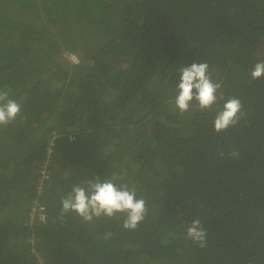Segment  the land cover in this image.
I'll list each match as a JSON object with an SVG mask.
<instances>
[{"label":"trees","instance_id":"obj_1","mask_svg":"<svg viewBox=\"0 0 264 264\" xmlns=\"http://www.w3.org/2000/svg\"><path fill=\"white\" fill-rule=\"evenodd\" d=\"M261 61L264 0H0V88L26 117L0 126V264H264ZM193 62L221 82L219 107L241 100L236 126L176 109ZM93 177L135 186V230L61 215ZM197 218L205 248L185 238Z\"/></svg>","mask_w":264,"mask_h":264},{"label":"clouds","instance_id":"obj_2","mask_svg":"<svg viewBox=\"0 0 264 264\" xmlns=\"http://www.w3.org/2000/svg\"><path fill=\"white\" fill-rule=\"evenodd\" d=\"M179 81L176 85L177 94L174 105L182 115L189 112L195 102L200 111H215L214 130L219 133L236 126L244 115L241 100L236 96L227 98L222 107L218 101L222 97V84L214 81L207 62H193L178 69ZM252 79L264 77V61L257 62L250 73ZM22 115V104L10 97L7 88H0V126H8ZM224 155L223 152L220 153ZM236 157L238 152L229 153ZM116 178L103 179L93 177L86 184L74 185L70 192L61 198V215L75 213L84 222H94L101 217L119 218L122 227L135 230L145 219L149 209L143 198H137L135 186L127 183L116 184ZM207 231L197 218L191 221L186 229L185 238L201 248L207 247ZM111 233H105L107 239Z\"/></svg>","mask_w":264,"mask_h":264},{"label":"built area","instance_id":"obj_3","mask_svg":"<svg viewBox=\"0 0 264 264\" xmlns=\"http://www.w3.org/2000/svg\"><path fill=\"white\" fill-rule=\"evenodd\" d=\"M62 56H63L64 58H67V60L70 61V62H72V63H77V62L79 61V58L76 56V54H75V53H72V52H68V51L63 52V53H62ZM41 209H42V208H41ZM39 217H40L41 219H43V217H44V213L41 212V213L39 214Z\"/></svg>","mask_w":264,"mask_h":264},{"label":"rangeland","instance_id":"obj_4","mask_svg":"<svg viewBox=\"0 0 264 264\" xmlns=\"http://www.w3.org/2000/svg\"><path fill=\"white\" fill-rule=\"evenodd\" d=\"M72 53H75V52H72ZM76 54V56L79 58V55H78V53H75Z\"/></svg>","mask_w":264,"mask_h":264}]
</instances>
